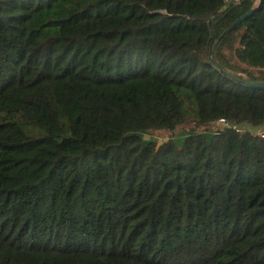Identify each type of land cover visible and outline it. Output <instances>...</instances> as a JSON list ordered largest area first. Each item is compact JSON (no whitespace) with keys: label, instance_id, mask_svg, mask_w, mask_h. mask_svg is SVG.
<instances>
[{"label":"trees","instance_id":"1","mask_svg":"<svg viewBox=\"0 0 264 264\" xmlns=\"http://www.w3.org/2000/svg\"><path fill=\"white\" fill-rule=\"evenodd\" d=\"M254 83L264 0H0V264H264Z\"/></svg>","mask_w":264,"mask_h":264},{"label":"rangeland","instance_id":"2","mask_svg":"<svg viewBox=\"0 0 264 264\" xmlns=\"http://www.w3.org/2000/svg\"><path fill=\"white\" fill-rule=\"evenodd\" d=\"M234 48H236V44L234 45ZM225 55L227 56L228 60L230 61V64L237 70L239 69H244L246 68L244 65L242 64H238L235 57H234V54L233 52L231 51H228V50H225L224 51ZM193 125L192 124H186V125H183V126H180L178 128H176L174 130V132H172L171 134L167 133V132H150L148 133V135H146L144 137L145 140H152V141H155L157 144H162L164 142H166L170 137H178L177 139H182L183 135L185 134V132L192 128ZM221 128V125L218 123H215L211 126H209L206 131H215V130H219ZM241 130L243 131H251V132H255V130L251 129V128H248V127H245V126H241L240 127ZM203 129H198L197 131L198 132H201Z\"/></svg>","mask_w":264,"mask_h":264},{"label":"water","instance_id":"3","mask_svg":"<svg viewBox=\"0 0 264 264\" xmlns=\"http://www.w3.org/2000/svg\"><path fill=\"white\" fill-rule=\"evenodd\" d=\"M262 2V0H259V4ZM254 10H250L246 15L242 16L241 18L237 19L223 34L228 35L231 33L238 25H240L242 22H244L252 13ZM254 87L258 88H264V83H254L252 84Z\"/></svg>","mask_w":264,"mask_h":264},{"label":"built area","instance_id":"4","mask_svg":"<svg viewBox=\"0 0 264 264\" xmlns=\"http://www.w3.org/2000/svg\"><path fill=\"white\" fill-rule=\"evenodd\" d=\"M240 1H243V0H225L226 4L229 3V2L238 3ZM219 124L221 125V127L225 125L223 120H220ZM253 130H255V132H251V131H247V132L251 133L253 136H255L257 138H260V139L264 138V122L262 123V125L260 127L255 128ZM236 131L243 132V130H239V129H237Z\"/></svg>","mask_w":264,"mask_h":264}]
</instances>
